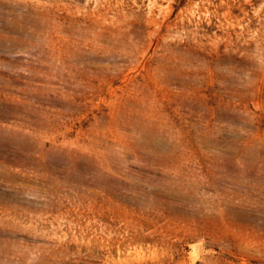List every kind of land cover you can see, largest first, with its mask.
<instances>
[{
    "label": "rangeland",
    "instance_id": "1",
    "mask_svg": "<svg viewBox=\"0 0 264 264\" xmlns=\"http://www.w3.org/2000/svg\"><path fill=\"white\" fill-rule=\"evenodd\" d=\"M0 264H264V0H0Z\"/></svg>",
    "mask_w": 264,
    "mask_h": 264
}]
</instances>
